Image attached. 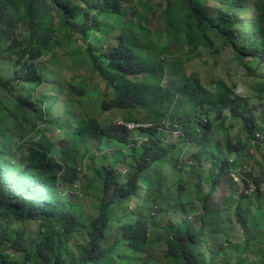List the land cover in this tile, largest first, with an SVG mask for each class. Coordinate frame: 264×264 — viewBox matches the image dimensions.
Returning <instances> with one entry per match:
<instances>
[{
  "label": "trees",
  "instance_id": "16d2710c",
  "mask_svg": "<svg viewBox=\"0 0 264 264\" xmlns=\"http://www.w3.org/2000/svg\"><path fill=\"white\" fill-rule=\"evenodd\" d=\"M160 4L140 10L139 0H0V264H264V241L253 240L263 233L249 224L255 202L248 195L237 200L245 209L241 216L218 214L216 229L225 226L219 247L206 241L205 216L196 224L190 218L208 209L211 196L201 194L202 205L191 211L184 204L177 209L183 192L173 205L167 198L171 181L176 185L187 167L194 173L211 164L214 173L220 166L223 178L202 179L214 184V193L221 183L237 187L227 175L241 177L244 148L257 133L264 135V9L256 0ZM149 11L162 23V44L150 29L141 34ZM222 47L248 69L258 106L240 98L235 85L216 80L206 86L187 74L185 66L201 52ZM66 57L98 74L104 89L60 77ZM31 112L32 122L25 117ZM113 112L125 123L150 127L130 133L100 121ZM238 125L244 142L230 134ZM73 126L81 149L92 140L104 148L115 143L113 157L132 145L133 166L103 172L102 184L92 187L83 170L88 160L79 165L77 149L59 151L65 163L50 153L70 139L53 142L49 129ZM38 129L40 140L26 142ZM24 147L29 155L18 157ZM180 156L188 162L180 163ZM263 181L254 180L257 192ZM194 188L199 193V184ZM176 213L181 220L163 234L159 221ZM156 245L165 249L160 258Z\"/></svg>",
  "mask_w": 264,
  "mask_h": 264
},
{
  "label": "rangeland",
  "instance_id": "374dc122",
  "mask_svg": "<svg viewBox=\"0 0 264 264\" xmlns=\"http://www.w3.org/2000/svg\"><path fill=\"white\" fill-rule=\"evenodd\" d=\"M161 2L163 0H139V7L140 10L147 5L153 4L156 8H159L161 6ZM258 7H262L264 9V0H256ZM148 16V27L145 26L142 23V29L140 28L141 34L145 35L149 29L152 33H154L155 39L158 41L159 44L163 43V39L160 38V33L157 32L158 30H161V21L154 18L152 16V13L149 11L147 13ZM65 47L67 48H73L74 44L65 42ZM175 56H179L180 53L175 52ZM251 59H245V63L249 64ZM5 65L1 66V70L4 72L2 75L6 78H9L6 74L7 71H5ZM187 74H197L201 80L206 83L205 85L212 86L213 81L216 80H222L225 81L230 86L235 85L239 89H247L249 90L252 87V78L249 76V71L246 69L240 62L237 61L235 58V54L231 48H224L218 52L213 53L211 51H204L201 52V54L191 61V63H187L185 66ZM61 74L60 77H65L67 80L75 81V82H85L91 85L92 89L95 90L97 88L104 89L105 85L102 82V80L94 73L90 71V69L85 65L81 66L79 62L73 63L69 57L63 58L61 63ZM263 81V80H260ZM209 86V87H210ZM211 90H214L213 88H210ZM94 92V91H93ZM46 106V105H45ZM88 107L92 108V102L88 104ZM97 112L94 111V116L98 118L96 115ZM25 117L28 118L31 122L33 121V113L26 115ZM43 121H46L45 118V112L42 114ZM42 120H39L38 122H41ZM100 121L103 123L107 122H114L117 124H121V114L120 113H110L107 116H104L100 118ZM165 127L163 128L164 131H169L168 123H164ZM44 125L46 126V122H44ZM73 126L72 128L66 127L63 130L59 129H49V132H47L48 137H50L53 142H57L59 139H70L67 143L64 145H57L56 147H53L50 150L51 154L56 153L55 158L60 163H65L64 156L61 152L67 148L71 149L73 148L76 150L77 154V162H79L81 165L82 159L88 160V164H85L83 167V170L86 175V180L92 185V187L96 188V185L98 183L102 184L101 181V175L103 172H106L108 170L114 169L115 171L119 169L120 171H123L127 168H130L133 166L130 154L133 151L132 145H129V148H126V151H122V154L124 155L126 153V158L123 159V155L119 152L115 156L112 157V154L110 153L111 149L115 150L118 148V146L115 143H111L113 145H110L107 148L99 147L97 142H94L93 140L91 142H88L85 144V147L81 149V146L77 144L78 141H80L81 137L77 133L73 132ZM177 126L175 125L174 128ZM239 129V130H238ZM40 129H38L36 132H31L26 142H35L39 141V137L41 134H39ZM243 132V126L238 125L236 129L232 130L230 134ZM142 135H137L134 138H139ZM241 142H244L245 139L241 137ZM245 147L244 143L240 146V149ZM72 149V150H73ZM81 149V150H80ZM118 150V149H117ZM130 150V151H129ZM58 152V153H57ZM66 152V150H65ZM74 153V152H73ZM244 156V162H242V167H249L251 162H254L253 171L248 177L244 176L246 174H242L241 177L237 176L235 174L227 175L228 178H233L234 181L237 184V187L231 188L225 185V183H221L222 186H217L215 193L212 191V187H214V184H211L209 186H206V183L202 180L204 176L208 174H212L214 177H224L225 174H222L221 167H217L213 171H211V164H208L210 167V170L206 171L203 169H199L198 171L195 170L194 173H192L188 167L184 170H181V174H177L178 177L181 178L179 182L175 185L170 183L168 186V194L167 198L169 200V203L171 205L172 201H175L177 198V194L180 192L184 193L183 199H180L177 203V209H179L182 204H184L187 211L192 210V206L196 209H198V206L202 205V195H208L211 196L209 198V201L207 202L208 209L201 212L198 217L194 216L193 214H190V218L192 219L191 222L196 224V221L200 218V216H205V224L207 225L206 229V241L213 245L219 247L221 243V237L223 234V231L225 229V226L222 225L221 230H217L215 227L216 220L218 219V214L220 212L224 213V219L230 218V216H241L243 212H245V209L243 208V204L239 206L237 204V200L240 196V194L244 193L248 195L253 201L255 202V207L253 206L252 210L249 211V215H251V222L249 224H252V229L256 232H262L263 235L260 237H254L253 234L248 231L247 237L253 238L254 241L258 242L260 241V244L264 241V212L262 211V208H264V181L262 185H260V190L257 192L255 189L254 180H256L259 177H263L264 179V151H260L255 155V157L251 158L250 154L248 152V147L244 148V151L242 152ZM29 155L27 147L22 148L20 153L18 154V157H27ZM207 157V156H206ZM66 158V157H65ZM68 159V158H66ZM214 160V159H213ZM215 161V160H214ZM180 163H186L188 160L184 159L182 156L179 158ZM203 162V161H202ZM195 163V162H193ZM78 165V166H79ZM216 166V165H215ZM177 172L179 170L177 169ZM243 180H246L249 183V188L245 189V186L243 184ZM199 184V193L195 191L194 186H197ZM189 185L193 187L191 190H184L181 189L179 186H183L184 188H187ZM89 188V187H87ZM80 190H83L80 186ZM79 191V189H78ZM213 192V194H211ZM88 207V205H86ZM203 210V206L201 207V211ZM264 210V209H263ZM81 212V209H80ZM193 213L197 214V211H194ZM182 214L176 213L172 215H166L162 220L159 221L160 231L164 234L168 231L170 226H173L177 220H181ZM188 216V213L186 214ZM157 223V221L155 220ZM245 237L244 234H242L239 229L237 230V238L238 240H242ZM109 240H112V234L109 236ZM226 249V247H224ZM165 252L164 246L156 245V256L158 258L161 257ZM246 260H251L252 257H245ZM153 264H162L161 261H156Z\"/></svg>",
  "mask_w": 264,
  "mask_h": 264
},
{
  "label": "clouds",
  "instance_id": "9594fccd",
  "mask_svg": "<svg viewBox=\"0 0 264 264\" xmlns=\"http://www.w3.org/2000/svg\"><path fill=\"white\" fill-rule=\"evenodd\" d=\"M162 3V2H161ZM89 68V67H88ZM91 71V70H90ZM92 72V71H91ZM93 73V72H92ZM94 74H96V73H94ZM97 76H98V74H96ZM99 77V76H98ZM237 92H238V94L240 95V98H243V99H247L248 100V102L251 104V105H255V106H258L261 102H259L257 99L259 98V93L257 92V89L256 88H254L253 87V83H252V87L249 89V90H247V89H237ZM122 121V120H121ZM118 123V122H117ZM117 123H115V124H117ZM117 125H119V126H124V128H126L130 133H134V132H136L137 130H139V129H146V128H148V127H150V125H144V124H142V123H139V124H136V123H125V122H121V124H117ZM128 125H135V126H137V125H139V126H141V127H135V128H133V129H128ZM239 134H240V137H243L244 138V135L243 134H241L240 132H239ZM257 134H261V133H257ZM262 135V137H263V141H264V135L263 134H261ZM255 139V137L253 138V139H251V141L252 140H254ZM251 141H250V143H251ZM258 149H261V150H263L264 151V148H258ZM250 151V144H249V148H248V152ZM249 154H250V152H249ZM255 155H256V150H255V154H254V156H251L250 155V157L251 158H253V157H255ZM252 163V167H253V164H254V162H251ZM240 170H241V172H240ZM243 170H244V166L243 167H241L240 169H239V175H241V174H250L252 171H253V169H251V172H248V173H244L243 172ZM238 176V175H237Z\"/></svg>",
  "mask_w": 264,
  "mask_h": 264
},
{
  "label": "built area",
  "instance_id": "2783aa9c",
  "mask_svg": "<svg viewBox=\"0 0 264 264\" xmlns=\"http://www.w3.org/2000/svg\"><path fill=\"white\" fill-rule=\"evenodd\" d=\"M128 127V129H133V128H135V127H141V126H139V125H137V126H135V125H128L127 126ZM264 148V141H263V137H262V135L261 134H256L255 135V139L254 140H252L251 141V143H250V155L251 156H254V154H255V150L257 149V148ZM251 165L249 166V167H244V170H243V172L244 173H248V172H251V167H252V163H250ZM240 172H241V170H240Z\"/></svg>",
  "mask_w": 264,
  "mask_h": 264
}]
</instances>
